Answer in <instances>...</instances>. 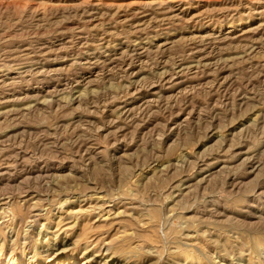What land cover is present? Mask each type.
<instances>
[{
  "label": "rangeland",
  "instance_id": "rangeland-1",
  "mask_svg": "<svg viewBox=\"0 0 264 264\" xmlns=\"http://www.w3.org/2000/svg\"><path fill=\"white\" fill-rule=\"evenodd\" d=\"M0 264H264V0H0Z\"/></svg>",
  "mask_w": 264,
  "mask_h": 264
},
{
  "label": "bare ground",
  "instance_id": "bare-ground-1",
  "mask_svg": "<svg viewBox=\"0 0 264 264\" xmlns=\"http://www.w3.org/2000/svg\"><path fill=\"white\" fill-rule=\"evenodd\" d=\"M101 255V254H100Z\"/></svg>",
  "mask_w": 264,
  "mask_h": 264
}]
</instances>
